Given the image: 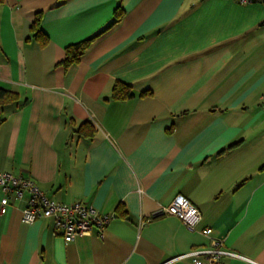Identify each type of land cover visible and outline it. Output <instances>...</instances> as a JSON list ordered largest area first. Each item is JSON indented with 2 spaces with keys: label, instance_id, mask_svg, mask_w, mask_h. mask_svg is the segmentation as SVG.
<instances>
[{
  "label": "crops",
  "instance_id": "1",
  "mask_svg": "<svg viewBox=\"0 0 264 264\" xmlns=\"http://www.w3.org/2000/svg\"><path fill=\"white\" fill-rule=\"evenodd\" d=\"M0 87L18 95L0 108V171L112 216L66 242L10 194L0 264H163L212 238L252 261L223 264H264V4L4 0ZM178 195L201 213L192 230L159 214Z\"/></svg>",
  "mask_w": 264,
  "mask_h": 264
},
{
  "label": "built area",
  "instance_id": "2",
  "mask_svg": "<svg viewBox=\"0 0 264 264\" xmlns=\"http://www.w3.org/2000/svg\"><path fill=\"white\" fill-rule=\"evenodd\" d=\"M239 4L262 3L264 0H235ZM264 102V95L261 97ZM0 213H3L10 194L21 198L28 192L26 205L22 210L21 220L24 223H32L38 218H51L53 227L66 242L73 241L77 237L89 236L95 230L99 232L108 224L112 216L99 212L92 205L75 201L70 204L61 203L47 197L34 181L29 177L15 176L8 172L0 171ZM159 214L173 215L180 219L189 229H194L201 219L199 209L185 197L176 196L167 206H163ZM205 235L211 234L210 228L203 229ZM240 258L250 262L244 256L224 249L222 241L212 238L207 248L195 249L188 253L177 255L165 261L168 264L185 258H192L193 264H223V259Z\"/></svg>",
  "mask_w": 264,
  "mask_h": 264
},
{
  "label": "trees",
  "instance_id": "3",
  "mask_svg": "<svg viewBox=\"0 0 264 264\" xmlns=\"http://www.w3.org/2000/svg\"><path fill=\"white\" fill-rule=\"evenodd\" d=\"M4 2V0H0V5ZM120 16V13L117 12V18ZM39 18L37 17L33 24H32V30L34 32V35L36 37H40L43 35L40 26H39ZM94 37L85 39L79 43L72 44L66 48V55L64 60L62 61V64L67 67L68 65L75 63L78 61L80 54L85 49V47L89 44V42ZM132 95L130 91V87L128 85H125L123 83H116L113 88V97L117 99H123L126 97H130ZM18 101V95L16 92L11 90H6L0 87V108L3 105L10 104V103H16Z\"/></svg>",
  "mask_w": 264,
  "mask_h": 264
}]
</instances>
